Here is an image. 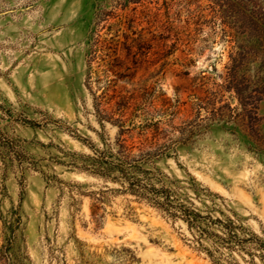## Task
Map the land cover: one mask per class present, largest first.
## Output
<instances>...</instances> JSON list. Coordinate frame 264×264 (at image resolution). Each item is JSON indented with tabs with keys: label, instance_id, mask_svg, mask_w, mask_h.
<instances>
[{
	"label": "rangeland",
	"instance_id": "obj_1",
	"mask_svg": "<svg viewBox=\"0 0 264 264\" xmlns=\"http://www.w3.org/2000/svg\"><path fill=\"white\" fill-rule=\"evenodd\" d=\"M121 97L205 250L96 175ZM217 263L264 264V0H0V264Z\"/></svg>",
	"mask_w": 264,
	"mask_h": 264
},
{
	"label": "trees",
	"instance_id": "obj_2",
	"mask_svg": "<svg viewBox=\"0 0 264 264\" xmlns=\"http://www.w3.org/2000/svg\"><path fill=\"white\" fill-rule=\"evenodd\" d=\"M100 39L96 38V47L100 43ZM115 55L117 54V49L115 50ZM227 80L230 84L235 82V75L227 77ZM240 84V83H238ZM230 91L235 92L236 98L239 103L243 106L244 99L243 94L246 89H238L236 85H232ZM129 100H135L132 96ZM126 98L121 97L119 103H117V111H119V119L112 121L113 123L119 124V136L117 139V145L119 146V151L113 153L110 152V156H107L105 152H101L96 156V175L111 179L114 182H118L121 187L122 193L130 194L138 201L145 202L151 206L157 208L161 213L166 217L176 219H183L188 227L192 230L196 228L198 231L199 237H193V240L196 243L200 244V247L205 250L201 245V240L205 234H208L206 230L201 229L197 225V220L200 217L191 210L186 209L183 205H175L170 196L163 189H156L152 185L149 178L144 177L143 179L136 176L137 172H146L143 169V165L151 163L153 159H156L160 154V149L158 148L157 142H149L148 140L143 141L139 147H136L134 144L127 145V140L123 139V136L126 134H131L130 138L133 137V132L137 129L133 123L130 124V128L125 129L124 125L127 123L123 118L126 116V111L129 109L130 102H125ZM98 106H96V109ZM99 114V111H97ZM105 115L102 117L111 122L114 115H110L104 111ZM138 150V154H135L134 151ZM114 173H118V176L112 177ZM101 199H99L100 201ZM218 241H216L220 247H216L215 252L220 253V248L222 246H229L230 250L234 248L230 245L235 244V237L232 235L228 236H219L214 235ZM210 258H214V253L206 250ZM219 264V263H217Z\"/></svg>",
	"mask_w": 264,
	"mask_h": 264
}]
</instances>
